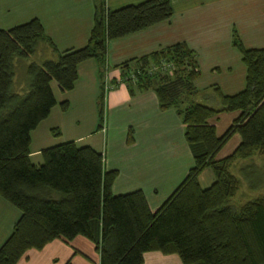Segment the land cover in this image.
Returning a JSON list of instances; mask_svg holds the SVG:
<instances>
[{"label":"trees","instance_id":"1","mask_svg":"<svg viewBox=\"0 0 264 264\" xmlns=\"http://www.w3.org/2000/svg\"><path fill=\"white\" fill-rule=\"evenodd\" d=\"M92 1V26L80 48L59 50L36 18L0 29V196L21 212L0 246V264H15L26 250L40 249L54 238L77 235L94 244L99 264H141L147 251L177 254L182 264H264V196L238 207L229 204L240 187L229 166L255 152L264 158V48H244L235 31L232 44L246 67V85L234 95L213 87L221 103L217 109L191 101L199 92L193 84L199 68L196 52L183 42L134 60V67L123 63L130 93L152 89L161 110L175 109L193 157L183 180L155 212L141 190L113 194L118 171L106 170L104 155L88 144L60 142L40 151V163L30 160V133L57 104L50 83L70 91L78 65L95 60L97 128L103 129L108 42L172 15L169 0H145L115 10L107 9L105 0ZM40 41L56 59L30 63L28 87L15 92V60L30 57ZM162 62L171 69L161 68ZM58 105L65 111L69 103L64 99ZM232 110L239 115L217 135L209 118ZM51 133H58L57 128ZM233 134L240 136L238 145L215 158ZM132 141L129 128L126 143ZM206 167L214 180L202 188L198 175Z\"/></svg>","mask_w":264,"mask_h":264},{"label":"crops","instance_id":"2","mask_svg":"<svg viewBox=\"0 0 264 264\" xmlns=\"http://www.w3.org/2000/svg\"><path fill=\"white\" fill-rule=\"evenodd\" d=\"M142 1L145 0H105V3L107 9L115 10ZM169 2L172 9L169 18L108 42L105 76L110 87L103 99L104 129L96 125L97 63L88 59L78 65V78L70 91L61 92L57 84L50 83L57 104L30 133L29 157L33 163L41 162L43 148L57 143L73 140L78 145L88 144L104 155L106 170L118 171L112 184L113 194L141 190L151 212L183 180L193 165V157L175 109L161 110L152 89L130 93L123 76V63L134 67V60L183 42L196 52L199 68V75L193 81L199 92L191 101L217 109L221 104L213 87L225 95H234L246 85V67L240 51L232 44L233 31L244 48H264V0ZM93 12L92 0H0V29L36 18L59 50L75 49L84 46L88 39ZM64 99L69 103L65 111L58 105ZM87 113L95 114L92 117L95 127L74 132L78 130L79 118ZM238 115V110L220 111L208 121L215 126L216 134L221 135ZM51 128H57L56 136ZM129 128L133 141L127 144ZM91 138L95 143L86 141ZM239 142L240 136L233 134L215 158L227 156ZM200 180L212 183L213 171L209 167L202 169L198 175ZM20 214L17 207L0 196V246L11 234ZM67 260L72 264H99V253L82 235L70 240L59 237L40 249L26 250L15 264H64ZM141 264L182 263L177 254L147 251Z\"/></svg>","mask_w":264,"mask_h":264},{"label":"rangeland","instance_id":"3","mask_svg":"<svg viewBox=\"0 0 264 264\" xmlns=\"http://www.w3.org/2000/svg\"><path fill=\"white\" fill-rule=\"evenodd\" d=\"M56 56L55 53L48 47V45L40 41L36 46L35 52L28 58L15 60V73L13 77V90L20 92V90L28 87V77L26 74V67L30 63H41L44 59H52ZM55 60V59H52ZM17 61V63H16ZM53 84L56 83L53 81ZM221 104V103H220ZM221 106V105H220ZM170 109V108H169ZM93 114V113H92ZM87 113L83 118H79L78 130L74 132H84L95 127L92 122V115ZM98 116V115H97ZM98 121L96 122L97 125ZM94 125V126H93ZM94 129V128H92ZM104 129V127H103ZM56 136V134H53ZM98 138V137H97ZM95 143V139L86 140ZM88 143V142H84ZM90 144V143H89ZM210 168V167H209ZM211 169V168H210ZM212 170V169H211ZM229 171L239 178L240 187L235 196L229 200V204L233 207H238L240 204L251 200L253 198L264 196V158L260 157L257 152L252 156L235 160L230 166ZM200 186H209L211 182L206 183L203 180L199 181Z\"/></svg>","mask_w":264,"mask_h":264},{"label":"built area","instance_id":"4","mask_svg":"<svg viewBox=\"0 0 264 264\" xmlns=\"http://www.w3.org/2000/svg\"><path fill=\"white\" fill-rule=\"evenodd\" d=\"M164 67L167 68L168 70L171 69L170 64H167V63L162 62V63H161V68H164ZM156 68H157L156 66H153L151 69L153 70V69H156ZM130 77H131V78H134V75L131 74ZM109 87H110L109 84H108L107 82H105V89L108 90Z\"/></svg>","mask_w":264,"mask_h":264}]
</instances>
